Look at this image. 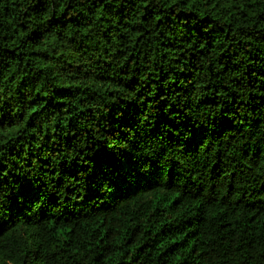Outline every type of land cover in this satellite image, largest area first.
<instances>
[{"label": "trees", "instance_id": "trees-1", "mask_svg": "<svg viewBox=\"0 0 264 264\" xmlns=\"http://www.w3.org/2000/svg\"><path fill=\"white\" fill-rule=\"evenodd\" d=\"M0 264H264V0H0Z\"/></svg>", "mask_w": 264, "mask_h": 264}]
</instances>
